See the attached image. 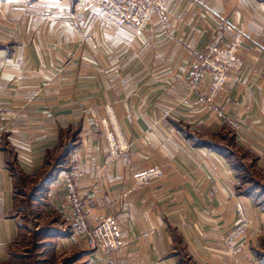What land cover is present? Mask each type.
Returning a JSON list of instances; mask_svg holds the SVG:
<instances>
[{"label": "crops", "instance_id": "1", "mask_svg": "<svg viewBox=\"0 0 264 264\" xmlns=\"http://www.w3.org/2000/svg\"><path fill=\"white\" fill-rule=\"evenodd\" d=\"M91 1L0 0V110L12 111L0 122V264L20 234L12 168L35 178L68 143L35 203L65 233L53 239L57 256L178 264L175 231L190 264H264L256 254L264 257V211L254 200L260 190L238 193L228 161L182 131L204 141L231 131L255 159L252 170L264 175V0H169L137 36L100 23ZM218 31L223 44L242 34L244 65L209 100L211 76L200 54ZM107 103L131 144L117 159L98 126ZM152 166L162 178L134 182ZM237 206L249 229L230 259L222 238ZM108 216L127 240L115 251L89 242Z\"/></svg>", "mask_w": 264, "mask_h": 264}, {"label": "built area", "instance_id": "2", "mask_svg": "<svg viewBox=\"0 0 264 264\" xmlns=\"http://www.w3.org/2000/svg\"><path fill=\"white\" fill-rule=\"evenodd\" d=\"M169 0H92L89 7L95 12L97 20L103 25L116 30L132 29L137 36L151 23L155 10H165ZM86 9V8H85ZM222 32L218 31L212 37L208 46L200 54L199 65L205 68L211 76L207 97L213 100L224 88L231 73L242 69L244 61L237 55L242 43V34L233 32L227 43L222 42ZM264 78V74H263ZM107 118H100L98 126L102 129L106 142L107 153L111 159H117L130 150V144L124 138L118 127L117 117L111 105H106ZM12 114L9 110H0L2 116ZM1 131V126H0ZM78 176H82L79 172ZM163 171L158 166H152L136 175L134 182L147 184L163 177ZM237 220L235 224L223 235L222 244L225 253L231 259L242 250V241L249 229V222L244 216L241 206L236 207ZM90 244L102 251H115L126 246L127 240L122 233L116 219L108 216L102 219L91 232Z\"/></svg>", "mask_w": 264, "mask_h": 264}, {"label": "trees", "instance_id": "3", "mask_svg": "<svg viewBox=\"0 0 264 264\" xmlns=\"http://www.w3.org/2000/svg\"><path fill=\"white\" fill-rule=\"evenodd\" d=\"M182 131L188 139L193 138L195 140V143H194L195 147H206L209 150L217 152L218 154L222 155L228 161V163L231 165L232 169L235 172V176L239 179V186L236 188V191L238 193L243 192L246 195L253 196L255 192H257V190L259 189L260 192L258 195H254V200L255 202L258 203V205L261 206V208L264 211V185L261 184L260 182L259 184L258 181L254 179V177L253 179L258 184L255 183L254 186H250L246 188L245 186L248 183L244 182V176L246 174V169H245L246 162H244L245 158L248 159V161H250L249 164L247 165L249 167V169L247 168V173L250 174V177L254 176V173H255V172H252L253 170L251 171V169L254 166L255 159L252 158L250 160L248 158L250 155L246 152L244 153V156H241L242 158L238 157L237 154L239 153L240 150L236 146V143L234 141V134L231 131L225 132L223 135H219L217 137L218 138L217 140L211 138L206 141L200 140V138L196 136H191L190 134H188L186 130H182ZM219 140H223V141L226 140L227 143H223ZM71 147L72 146L70 143H68V145H65V147L63 148V150L61 151V153L58 155L57 158H53V157L52 159L48 158V160L44 162L43 169L38 176H36L35 178H27V180H32V182H34V186L32 187L30 194L28 195V201L31 200V202L32 201L34 202L35 200L38 199L39 195L43 191L44 185L54 177V175L58 172L59 168L63 165L64 159L67 156V152L71 149ZM12 169H13V177L15 178L16 188H17V182L26 180V179L20 175L17 169H14V168ZM17 195H18V191H16L15 202L17 199ZM12 216L18 219V226H19L20 234L18 235V239L16 240V242L13 243V245L8 249V261L2 264H20L25 260L22 254L16 252L15 247L20 242L19 239L21 236L22 229L26 227L27 224H29L30 222V219H31L30 214L28 212H25L23 208L18 209L14 207ZM33 232L35 236H39V234H43L42 236L49 238L48 248L50 249V252L53 254H55L53 239L59 238L65 235V233L61 232L59 228L51 229V228H48V226L41 230L40 229L36 231L34 230ZM171 233H172V239L174 242V247H176L177 249L176 255L178 257V264H190L188 258L186 257L183 251L184 249H183L182 241L180 237L175 233V231H172ZM256 254L260 258V260L264 262V257H261L259 252H256ZM72 261L73 260H67L65 261L64 264H70Z\"/></svg>", "mask_w": 264, "mask_h": 264}, {"label": "rangeland", "instance_id": "4", "mask_svg": "<svg viewBox=\"0 0 264 264\" xmlns=\"http://www.w3.org/2000/svg\"><path fill=\"white\" fill-rule=\"evenodd\" d=\"M106 105H111L113 108V105L110 103H107L103 106L104 115L102 117L105 119L107 118L108 114V110L105 108ZM118 127L121 130L120 125H118ZM126 141L129 143L127 139ZM219 141L227 143L226 140ZM237 155L238 157H241L244 156V153L242 151H239ZM244 162H246V174L244 176V182L248 183L245 187L248 188L250 186H254L255 183H257L255 180H257L258 183L264 182V175L252 171L251 168V171L255 173L254 176L250 177V174L247 173V168L249 169V167L247 166L249 164V161L245 158ZM253 177L255 180L253 179ZM33 186L34 182H32V180L26 179L17 182L18 195L15 202V208H23L25 212H28L30 214L31 218L29 224H27V226L22 229L19 239L20 242L15 247L16 252L22 254L25 258V260L20 264H64L67 260H73L70 264H81V258L75 257L73 253L66 254L64 256H57L56 254L51 253L50 249L48 248L49 238L42 236L43 234H39V236L34 235V230H41L43 228H46L47 226L48 228L56 229L58 228V223L51 216H49V214L40 213V210L38 209L40 205L35 206L37 200H35L34 202H31V200L28 201V195L30 194Z\"/></svg>", "mask_w": 264, "mask_h": 264}]
</instances>
